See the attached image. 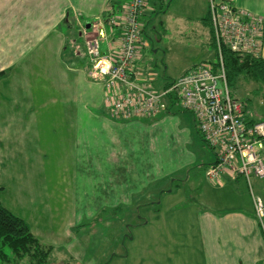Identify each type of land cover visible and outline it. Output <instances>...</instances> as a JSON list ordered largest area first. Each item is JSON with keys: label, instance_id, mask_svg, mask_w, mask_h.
<instances>
[{"label": "crops", "instance_id": "1", "mask_svg": "<svg viewBox=\"0 0 264 264\" xmlns=\"http://www.w3.org/2000/svg\"><path fill=\"white\" fill-rule=\"evenodd\" d=\"M126 1L0 0V204L50 247L45 264H90L98 249L101 259L105 254L100 264H264V225L252 205V193L264 199V190L254 192L241 176L201 178L200 206L185 203L180 185L133 203L151 182L162 178L171 185V173L196 160L184 150L188 113L174 105L146 118L110 115L102 78L86 68L80 25L63 24L66 13L79 16L84 27L102 11L118 20ZM212 1L264 22V0ZM161 9L149 0L142 17L198 24L211 48L203 23L208 0H171ZM119 34L118 28L105 32V50ZM259 56L264 58V35ZM142 67L138 51L132 68L141 75ZM123 206L145 221L127 224L129 238L121 229L110 241L109 225L91 218L97 210ZM91 243L101 245L92 251ZM107 248L113 250L106 254Z\"/></svg>", "mask_w": 264, "mask_h": 264}, {"label": "built area", "instance_id": "2", "mask_svg": "<svg viewBox=\"0 0 264 264\" xmlns=\"http://www.w3.org/2000/svg\"><path fill=\"white\" fill-rule=\"evenodd\" d=\"M146 0H127L118 20L108 23L120 30L112 47L100 50L105 33L99 19L81 27L84 53L90 63L89 76L103 80L104 103L114 119L154 116L168 105L189 111L204 141L218 147L214 161L204 171L206 179L217 181L223 173L243 177L251 188V177L264 178V121H250L243 101L233 97L223 74L221 48L257 56L264 35L262 17L225 2L208 0V16L217 56L212 72L198 63L160 89L146 86L132 66L141 38V16ZM117 21V22H116ZM111 29V30H112ZM257 219L264 218V201L252 193Z\"/></svg>", "mask_w": 264, "mask_h": 264}, {"label": "rangeland", "instance_id": "3", "mask_svg": "<svg viewBox=\"0 0 264 264\" xmlns=\"http://www.w3.org/2000/svg\"><path fill=\"white\" fill-rule=\"evenodd\" d=\"M151 17L150 23L147 20H144L143 17L140 20L141 26H143L141 38L145 41L146 46L144 47L143 52H141L142 49H139V58L140 63L143 65L141 75L145 79L147 87L160 89L164 83L177 78L182 71L194 63L200 61H215L213 49L205 43L206 34L205 31L203 33L200 25L178 20L171 21L161 14L152 15ZM100 50L105 51L103 43L100 44ZM86 66V68L89 69L90 63L87 62ZM232 92L236 94L239 100L244 101L247 104L249 116L258 120H264V87H260L252 81H244L237 83L236 89ZM174 107L179 110L173 108V111H184L188 113L185 117L189 127V137L184 143L186 144L184 150L192 153L196 161L184 165L183 168L177 172L171 173V185H168L167 183L164 185L163 182L160 183V181L163 180L162 178L156 179L155 182H151L148 186L143 188L139 194L133 196V203L142 200V198L152 197L154 195V190L157 191L160 188H174L175 185H180L184 194L186 191L189 192L194 201L198 200V202H200L205 198L201 190L202 184L200 187L198 182L201 178L206 179L204 175V171L208 166H206V164L209 160H212L214 157L213 154L218 150V147L210 148L202 138V141L200 140L194 129L196 127V123H194L195 120L189 111L178 106ZM182 121L184 122V119ZM186 177L188 178L186 179ZM251 184L254 192L258 193L259 188L264 190V178L251 177ZM194 186L198 187L199 193H194L193 190H191ZM132 205L134 204L129 206ZM135 210V208L128 209L124 207L118 210L117 213H112L111 211L106 212V210L104 211L100 209L93 214L91 222L102 219L104 224L107 223V225H109L107 229L108 234H111L110 241L112 238L115 240L119 237L120 232L122 231L121 229H123V232H126L127 227H124L125 223L129 224L136 222L134 219ZM111 218L116 219L118 223L111 226L109 224L111 222L109 219ZM92 225L95 224L93 223ZM91 230L93 233L94 227H91ZM129 236L130 233L127 238H129ZM93 239H95V236H93ZM97 245L100 247L101 244L99 245L97 243L94 246V244L91 243V247L94 246L92 251H95ZM122 247L126 250L124 245H122ZM111 250L113 249L107 248L106 254ZM96 251L97 257L94 255L89 261H87L90 264H100L104 260L103 258L105 254L102 255L101 259L99 249Z\"/></svg>", "mask_w": 264, "mask_h": 264}, {"label": "trees", "instance_id": "4", "mask_svg": "<svg viewBox=\"0 0 264 264\" xmlns=\"http://www.w3.org/2000/svg\"><path fill=\"white\" fill-rule=\"evenodd\" d=\"M148 1L149 0H146V5ZM170 1L171 0H153V2L156 3V7L157 5L162 6V9L160 11H164ZM158 8L160 9V7ZM114 14L115 13L113 14L109 13V11H102L100 16L97 18L100 20L103 26L104 33L107 31L109 32L112 29V26L108 23V21H109V18L113 17ZM89 23H91V21ZM203 23L205 27L208 29L210 46L213 49L215 61L214 62H199V63L207 64L210 67L212 72H216L217 56H216V51H215V47L213 44L211 30H210L208 13H207V16L204 18ZM63 24H66L69 27V29L72 27H74L75 29L77 27L78 29L79 25L81 29V27H83L84 25L80 22L79 16L73 15L70 13L65 14V17L63 19ZM140 33L141 34L143 33V26H141ZM259 54L255 56L253 54H248V53H243V52H238V51H231L225 47L221 48L223 74H224V78L226 81V85H228L229 91L233 97L237 98L236 94L233 93L232 91L236 89L237 83H240V82L252 81L254 84H257L260 87H264V58L260 57ZM243 103L247 107V104L244 101ZM248 119L252 122L262 121V120L252 118L251 116H249ZM197 132L198 134H200L198 130ZM263 157H264V152H263ZM177 186L178 185H175L174 188ZM191 190H193L194 193H199L198 191L199 189L197 186H194V188ZM189 202L200 206L205 203V199H203L200 202H198V200L194 201L191 194L186 191L185 192V203H189ZM156 204H158L157 200H156ZM109 211H111L112 213H115V211L118 212L117 209L106 210V212H109ZM134 219L137 221H140L141 223L145 221V219L141 218L138 215V212L136 210H135ZM259 223L263 227L264 220H262V223L259 221ZM124 227H127L126 223ZM125 235L128 236L127 230L126 232H124V236ZM121 250H122V255H125L126 251L123 248H121ZM50 251L51 249L49 246H46L42 244L41 242H39L30 233L29 228L27 224L25 223V221H23L18 216L12 214L10 211L5 209L0 204V264H45L47 262Z\"/></svg>", "mask_w": 264, "mask_h": 264}]
</instances>
